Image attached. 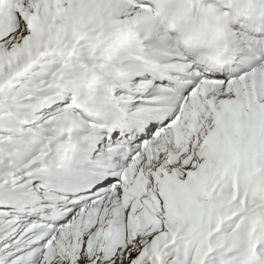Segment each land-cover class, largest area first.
I'll use <instances>...</instances> for the list:
<instances>
[{
    "label": "snow or ice",
    "instance_id": "1",
    "mask_svg": "<svg viewBox=\"0 0 264 264\" xmlns=\"http://www.w3.org/2000/svg\"><path fill=\"white\" fill-rule=\"evenodd\" d=\"M0 264H264V0H0Z\"/></svg>",
    "mask_w": 264,
    "mask_h": 264
}]
</instances>
